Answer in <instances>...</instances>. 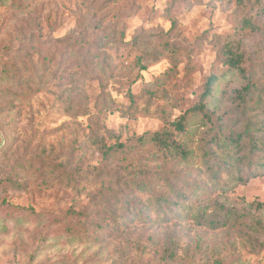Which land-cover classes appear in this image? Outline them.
<instances>
[{"label": "rangeland", "instance_id": "374dc122", "mask_svg": "<svg viewBox=\"0 0 264 264\" xmlns=\"http://www.w3.org/2000/svg\"><path fill=\"white\" fill-rule=\"evenodd\" d=\"M256 1L0 0L3 59L18 55L15 49L23 45L20 44L23 34L27 38L35 34L44 41L61 38L74 30H87V40L98 43L100 35L92 32L91 25L102 21L107 35L114 34L126 42L135 35L146 37L157 33L163 39L153 42L157 49L166 40L174 42L180 61L176 73L171 72L170 53L166 52L156 61L145 62L147 68L141 71L137 58L147 45L107 49L116 70L114 77L106 81V91L115 105L112 110L99 113L96 104L103 90L97 80L89 79L85 90L90 115L74 119L67 116L58 97L64 87L78 79V68L72 65L79 62L75 59L79 56L78 44L67 47L55 43L51 48L36 41L33 49L27 50L33 63L25 53L16 60L27 64L28 71L19 76L31 81L35 93L17 101L14 97L0 98V178L27 184L23 191H4L0 187V264H159L156 254L162 248H156L153 240L163 241L173 235L184 245L179 264H216L217 260L221 264H264V251H260L257 243L264 240L249 229L253 216L264 218V209L254 206L264 203V176L246 184L211 185L196 157H191L188 163L173 160L166 165L167 169L186 172L188 179L205 186L200 204L234 208L245 214L244 223L212 230L196 225L191 219L173 220L163 226L134 221L128 229L119 227L117 231L114 228L122 226L127 213L119 211L113 219L111 206L99 201L100 196L97 204L93 203L91 198L97 196L101 184H95L92 175L80 180L81 193H78L58 183L55 175L44 173L45 181L38 168L25 169L29 168V161L45 156L53 163L64 162L69 167L67 172L88 173L94 166L106 165L89 140L94 116L100 125L119 135L120 142L128 143L133 137L165 128L157 110L166 109L170 120H175L194 107L210 76L219 78L215 92L218 99L222 90L229 92L239 87L240 77L230 74L220 55L230 40L235 42L236 52L244 56L243 66L250 74L260 69L262 74L257 76L264 84V12ZM244 19H250L254 28H246ZM175 20L177 27L172 30ZM143 41L148 42L146 38ZM43 61H50L46 73ZM65 70L66 80L59 83L58 76H63ZM10 86V82L0 80V88ZM129 90L136 95L133 118L127 115ZM148 91L154 97L150 113H144ZM217 101L211 102L210 108ZM205 130L199 117H191L187 134L178 139L195 153ZM100 133L104 135L103 131ZM106 141L108 145L116 142L108 136ZM155 158V149L146 146L126 161L120 159L107 167L114 174L128 166L161 170L163 165ZM111 182L110 187L115 188L114 181ZM73 211L86 212L89 217L77 218ZM95 221L103 224V231L93 226ZM70 229L82 237L72 235ZM85 231L100 236L101 241L85 239L82 235Z\"/></svg>", "mask_w": 264, "mask_h": 264}, {"label": "trees", "instance_id": "16d2710c", "mask_svg": "<svg viewBox=\"0 0 264 264\" xmlns=\"http://www.w3.org/2000/svg\"><path fill=\"white\" fill-rule=\"evenodd\" d=\"M112 1L115 3L117 0ZM256 3L258 8L264 12V0H257ZM244 25L250 30L254 28V23L250 19H244ZM176 27L177 21L175 20L172 23V30ZM91 28L93 33L100 35L98 43L87 40L89 35L87 30L80 32L74 30L61 38L45 39L44 41L35 34H30L28 38L23 34L20 40V44L23 45L15 49L17 56L7 59H3L4 54L0 56V80H6L11 85L6 89L0 88V98L11 99L14 97L15 101L21 97H28L30 93H35L31 81H24L19 76L28 71L27 64H19L16 60L25 53L30 59L29 61L33 63L27 50L33 49L36 41L43 42L51 48L55 47V43L67 47L73 43L78 44L79 56L75 59L79 62H74L72 65L78 68L79 80L77 79L78 81L75 80L76 82L70 86L64 87L58 97L65 107L67 116L74 119L90 115L88 96L85 90L86 81L89 79L97 80L103 90L96 104L99 105V113L112 110L115 105V101L106 91V81L114 77L116 70L113 58L107 52V49L111 47L120 48L125 45L136 49L139 43L147 45L137 58V64L141 71L147 68L145 62L156 61L165 55L164 53L169 52L170 70L176 73L180 61L179 49L174 42L166 40L157 49L153 42L163 40L157 33L152 34L154 37L151 34L146 37L135 35L131 41L126 42L114 34L107 35V28L102 21L95 22ZM143 38H146L148 42L145 43ZM236 49L235 42L230 40L220 50V55L230 74L240 77V86L229 92L222 90L218 99L215 92L219 78L214 75L210 76L196 105L176 117L175 120H170L166 109L157 110L156 113L166 125L162 131L147 133L137 138L133 137L128 143H123L119 141V135L104 125H100L97 116H94L92 120L94 127L90 131L89 140L106 165L94 166L88 173L76 171L75 177L74 171L67 172L69 167L64 162L53 163L48 157L40 156L29 161V168L25 169L38 168L43 174L55 175L54 179L58 183L71 187L78 193H81L80 180L89 177L88 174L92 175L93 182L101 184L97 196L91 198L93 203L97 204L100 196L99 201H106L111 206L113 219L119 211L127 213L122 226L114 228L117 231L120 228L128 229L134 221L163 226L170 224L173 220L187 221V219H191L196 225L206 226L212 230L243 224L245 214H241L234 208H227L222 204L214 206L200 204L199 199L205 192V186L188 179L186 172L173 171L166 167L173 160L188 163L191 157H196L201 164L200 170L210 178L211 185H228L235 182L246 184L251 179L264 176V84L257 76L262 72L258 69L256 73L250 74L243 66L244 56L237 53ZM7 50L12 51L13 48ZM41 65L43 73L49 71L50 61H43ZM58 72L59 70L55 71V73ZM66 72V70L62 71L63 76L55 74L60 80L59 83L66 80ZM148 93L150 96L147 99L144 113H150L149 107L154 97L152 92L148 91ZM127 97L130 101L127 115L133 118L136 113V95L129 90ZM216 100L218 101L214 108H210V103L216 102ZM10 103L12 105V102ZM195 116L199 117L206 130L194 153L178 139V136L187 134L189 119ZM101 131L104 132V135L100 133ZM107 136L114 138L115 144L108 145ZM146 146H152L155 149V159L163 165L161 170H153L144 166H128L114 174L107 167V164H117L120 159L126 161L127 158L135 155L136 151ZM41 179L46 181V175L41 176ZM109 181L110 184H107ZM111 181H114L115 188L110 187ZM0 187L4 191H23L27 188V184L0 178ZM254 206L258 210L264 209V203H256ZM210 211L213 212L210 213ZM72 214L82 219L89 217L86 212L73 211ZM93 226L100 231L104 230V226L100 222H93ZM249 229L258 239L264 240V218L262 216H253ZM70 232L72 235L82 237L74 229H70ZM82 235L85 236V239L97 243L102 239L90 231L82 232ZM153 242L156 248L160 246L162 248L156 254L160 260L159 264H179L182 261L180 252L183 251L184 245L181 239H177L175 235L163 241L153 240ZM257 243H259L260 251H264V241ZM216 264H221V262L217 260Z\"/></svg>", "mask_w": 264, "mask_h": 264}]
</instances>
